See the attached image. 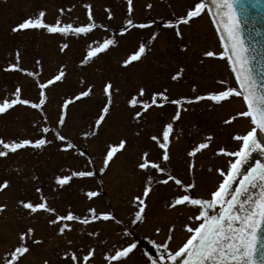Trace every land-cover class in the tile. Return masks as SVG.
Returning a JSON list of instances; mask_svg holds the SVG:
<instances>
[{"label":"rangeland","instance_id":"374dc122","mask_svg":"<svg viewBox=\"0 0 264 264\" xmlns=\"http://www.w3.org/2000/svg\"><path fill=\"white\" fill-rule=\"evenodd\" d=\"M196 0H132L130 18L135 23H152L145 28H133L123 35L120 27L129 18L127 0H0V99L11 98L17 84L22 96L39 101L37 79L40 82L55 74L63 65L65 75L61 81L53 82L45 89L46 100L41 110L28 106L14 105L0 114V138L14 140L45 136L50 143L40 146H25L9 151L0 157V181L9 183L0 189V264L10 260V253L20 246V234L25 233L23 241L27 248L13 264H73L71 256L63 253L75 252L77 264H151L138 238L149 239L164 249L174 252L191 235L185 225L195 228L201 223L197 220L199 206L177 204L169 207L174 197L185 194V190L174 181L153 183L149 194L143 196L146 171L137 167L143 151L148 159H156L160 150L150 137L159 135L165 123L175 114L176 105L165 102L152 105L134 118L140 106H129L127 100L140 88L144 95L138 99L149 100L153 92L164 91L169 101L181 97L189 98L181 106L179 119L173 121L168 148L169 160L160 161L168 174L192 184L187 194L193 198L209 199L223 179L220 169L226 173L234 157L219 153L238 150L241 141L234 136L245 134L252 127L249 117L237 116L245 111L239 96L213 102L204 94L233 86L229 71L223 58L206 57L205 51L219 52L214 33L211 31L206 14L201 12L190 18L188 23L165 27L163 21L186 14ZM97 24L108 25L107 29L95 28L87 35L69 33H48L43 29L12 31L22 19L43 9L44 20L54 23H71L78 26L88 22L87 9ZM150 5V7H146ZM112 13L108 18V12ZM181 35H176V30ZM153 32L157 35L149 43ZM112 37L114 45L98 53L86 64L79 61L86 53L90 40ZM146 44V51L140 59L123 65L122 60L133 52L139 44ZM67 47L61 50V46ZM19 53L21 68L37 72L38 76H28L17 70L5 71L8 63L16 62ZM39 61V67L36 62ZM181 75L172 79L173 74ZM111 82V103L95 135H82L94 126V120L106 102L102 94L103 85ZM221 82H227L222 84ZM91 85L90 95L72 100L66 106L63 125L56 128L60 105L64 99L75 96L80 90ZM200 95L201 100L191 99ZM56 129L70 140L75 149L61 150V141L55 133H40L35 125L44 123ZM233 117L232 120H228ZM227 121V122H225ZM209 134L208 147L199 150L193 157L188 156L190 148L203 141ZM123 139L126 144L117 149L105 166L103 155L109 144H118ZM80 153H83L81 155ZM193 164L191 171L188 164ZM101 168L104 170L101 171ZM92 171L91 177H72L63 186L57 185V175H70L71 171ZM155 180L162 179L159 173L151 170ZM40 188V192L36 189ZM87 190L97 192L89 199ZM44 196L54 213L38 210L35 213L25 209L21 201L37 203ZM134 197H142L144 208L138 219L135 212L140 210ZM94 207L97 212L111 211L113 219L99 220L83 225L69 221L73 227L58 231L63 221L49 224L56 214L72 211L77 215H87V208ZM191 217V219H190ZM33 232L29 235L27 230ZM97 232L95 237L90 232ZM40 241L35 243L34 241ZM134 248L117 260H108L106 254L114 255L116 250ZM89 248L93 256L83 260Z\"/></svg>","mask_w":264,"mask_h":264},{"label":"snow or ice","instance_id":"6c2138e0","mask_svg":"<svg viewBox=\"0 0 264 264\" xmlns=\"http://www.w3.org/2000/svg\"><path fill=\"white\" fill-rule=\"evenodd\" d=\"M236 0H196L194 6L189 7L186 10V14H182L174 19H167L163 21L165 27H173L180 25L181 23H188L190 18L196 17L205 9L208 10V14L212 17L213 24L216 25L217 31L221 41V47L223 51L213 52L212 50L205 51L203 53L206 57L219 56L221 58H227V62L231 68L237 87L225 86L220 90L205 93L204 95L213 102L219 103L222 100L229 98L231 95L242 97L246 106V110L236 113L237 116L249 117L252 127L243 135L234 136V139L241 141L238 150L230 153H226L224 148H219V153H225L235 159L230 162L227 172L224 173L220 169L224 179L219 183L214 191L210 193L211 199L193 198L187 194V189L193 187L192 184H183L180 179L168 174L166 167L162 166L160 161L167 162L169 160L168 148L170 144V133L173 131V121L179 119L181 106L189 98L181 97L179 99L169 101L166 96V89L164 91L153 92L149 100L138 99L144 95V89L140 88L139 91L132 95L128 100L129 106H140V110L134 113V118L141 116V113L147 110L150 106L163 105L165 102L175 104L176 111L172 115L170 122L165 123L162 127V131L159 135H153L150 139L155 142L156 146L162 150L156 159H148V151L142 152L140 161L137 167L146 171V181L143 187V196L146 197L151 189L153 183H167L169 180L175 182L176 185L181 186L185 190V194H180L174 197L169 207H173L177 204H188L192 206H199V214L196 217L197 220L203 218L195 228H190L185 225V228L191 232L187 241L179 248L175 253L167 256V260H175L181 257V254L185 255L180 260V264H264V243L260 244L257 248V244L260 243L259 229L264 227V162H257L252 167L242 171L241 166L249 157V153L252 150H259L264 152V84L257 85L255 78L253 77L250 68L248 67L249 58L247 56V49L245 48L243 41L239 34V23L235 19V12L233 5ZM87 9L88 22L78 26H73L71 23H61L57 19L54 23H48L44 20L45 12L43 9L39 10L36 14L30 15L19 23L15 24L12 31L26 30V29H43L48 33H61L67 36L70 32L76 35H87L92 29L104 28L107 29L106 24H97L92 16L91 7L88 4L83 5ZM146 7H150L147 5ZM108 12V18H111L112 13ZM127 12L129 18H126L123 22L124 26H121L119 31L123 35L133 28H145L152 23L149 20L146 23H135L131 18L132 12V0H127ZM157 35L153 32L149 37V43ZM176 35L180 36L181 33L177 29ZM116 40L112 37H105L102 40H90L86 49V53L79 61L81 65L86 64L90 59L96 56L98 53L106 50L109 46L114 45ZM67 47L66 44L61 46V50ZM146 51V44L141 42L139 46L130 54L127 58L122 60L123 65H128L130 62L138 60ZM39 67V61L36 62ZM17 70L25 73L28 76H38L37 72L29 71L28 69L21 68L19 65V53H16V62L8 63L4 69ZM65 75L64 66L61 65L60 69L48 79L40 82L36 81V87L38 88L39 101L34 102L31 99L24 98L22 96V90L19 84L15 86L14 91L11 92V98L0 99V114L5 113L6 110L14 105L28 106L33 109L41 110L42 105L46 100L45 89L47 86L53 84V82L61 81ZM181 75L178 71L173 74L172 79H176ZM226 84L227 82H221ZM111 82H106L103 85L102 94L106 98V102L103 104L99 111V114L94 120V126L88 131L83 132L82 135H95L96 127L99 126L104 118L105 113L108 111L111 103ZM91 85L87 88L80 90L75 96H71L64 99L60 105V111L58 113V119L56 120V128L63 125L66 116V106L72 100H77L81 97H87L90 95ZM203 97L200 95L194 96L191 99L196 101L201 100ZM233 117H229L228 120H232ZM44 123L35 125L40 133H49L53 131L55 133V139L61 141L59 145L61 150L68 151L75 149L79 152V149L68 140L64 135H61L56 129H50L47 124V117L44 116ZM227 122V121H225ZM211 140V134H209L203 141L197 143L190 148L188 156L193 157L199 150L208 147ZM50 143L45 136L40 135L38 138H23L14 140H4L0 138V157H5L9 151H16L25 146L40 147ZM126 144V141L121 139L118 144H109L107 146L106 153L103 155V164L106 166L109 160L114 156L117 149H121ZM83 155V153H80ZM191 171L193 164H188ZM104 169L101 168V171ZM151 170L159 173L162 179L155 180L153 175L148 174ZM92 171H71L70 175H57L55 182L57 185L63 186L68 183L72 177H91ZM233 181H237L233 184ZM7 180L0 181V189H4L8 185ZM40 192V188L36 189ZM84 195L91 199L97 196V192L93 190L85 191ZM134 201L138 203L140 210L135 212L136 218L141 217L142 210L144 208V200L142 197H134ZM25 209L35 213L38 210H42L47 213H54L55 209L48 206L46 198L40 197V201L32 203L30 201L20 202ZM219 210L215 215H209L206 209L217 207ZM0 205V208H3ZM87 215H77L72 211H67L66 214H56L54 220L50 219L49 224L63 221L60 224L58 231L63 233L65 229H71L73 225L67 223L69 221L78 222L83 225H88L90 222L104 220L108 221L113 219V213L111 211L97 212L94 207L87 208ZM191 219V217H190ZM33 229L29 228L27 233L30 235ZM89 236L95 237L97 232L93 231L88 233ZM25 239V233L20 234V246H17L11 253V259L5 260L4 264H13L18 259L19 254L27 251L23 241ZM39 243L40 241H34ZM158 247H164L159 245ZM134 244L128 243L126 247L116 250L114 255L106 254L108 260H117L118 258L125 257L132 249ZM253 253H258V257H254ZM64 256H71L73 264H77L78 258L74 251L69 250L63 253ZM93 256V249L89 248L86 254L83 256V260L87 261L89 257ZM163 259V257H162ZM47 264V262H45ZM152 264H156L152 261Z\"/></svg>","mask_w":264,"mask_h":264},{"label":"water","instance_id":"95a60500","mask_svg":"<svg viewBox=\"0 0 264 264\" xmlns=\"http://www.w3.org/2000/svg\"><path fill=\"white\" fill-rule=\"evenodd\" d=\"M233 10L235 12V19L239 23V34L240 38L243 41L245 48L247 49V56L249 58L248 67L251 70L253 77L255 78L256 84L259 86L264 84V0H236L233 5ZM208 13V10L206 9ZM209 16V14H208ZM210 23H212L213 31L215 32L218 42L221 41L217 31L216 25L213 24L212 17L209 16ZM221 50L224 49L221 47ZM227 61V58L225 56ZM229 71L231 72L233 81L235 78L231 71V68L228 64ZM236 85V82H235ZM237 87V85H236ZM242 99V97H241ZM243 100V99H242ZM245 105V104H244ZM246 107V106H245ZM264 139V137H262ZM264 162V152L259 150H252L249 153L248 159L241 166V170L244 171L249 167H252L257 162ZM237 181H233L235 184ZM209 215H215L219 210L218 206L208 209ZM260 243L257 244V248L260 247L261 243H264V227L259 229ZM138 242L141 244L144 252L148 257H163L166 258V253L168 250L163 247H158L159 244L150 241L149 239H144L142 237L138 238ZM170 255V254H168ZM185 254L182 253L181 257L176 258L175 260L164 261V264H180V260ZM254 257H258V253H253ZM153 261H157L153 258Z\"/></svg>","mask_w":264,"mask_h":264},{"label":"flooded vegetation","instance_id":"af4514ba","mask_svg":"<svg viewBox=\"0 0 264 264\" xmlns=\"http://www.w3.org/2000/svg\"><path fill=\"white\" fill-rule=\"evenodd\" d=\"M206 18H207V16H206ZM207 21H208V18H207ZM208 23H209V21H208ZM210 24V23H209ZM210 28H211V25H210Z\"/></svg>","mask_w":264,"mask_h":264},{"label":"bare ground","instance_id":"6f19581e","mask_svg":"<svg viewBox=\"0 0 264 264\" xmlns=\"http://www.w3.org/2000/svg\"><path fill=\"white\" fill-rule=\"evenodd\" d=\"M263 139V138H262Z\"/></svg>","mask_w":264,"mask_h":264}]
</instances>
